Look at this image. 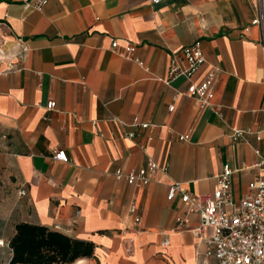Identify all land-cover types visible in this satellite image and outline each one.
Here are the masks:
<instances>
[{"label":"crops","instance_id":"1","mask_svg":"<svg viewBox=\"0 0 264 264\" xmlns=\"http://www.w3.org/2000/svg\"><path fill=\"white\" fill-rule=\"evenodd\" d=\"M253 16L254 0H48L41 11L0 0L12 32L0 26V264L20 222L95 244L92 257L68 264H203L207 245L189 230L197 214L179 191L168 200L167 184L210 194L227 163L238 201L254 178L251 165L264 158V52ZM112 40L134 43L140 63ZM195 40L205 61L192 81L220 69L202 109L184 78L160 81L170 53ZM134 118L150 125L133 127ZM236 128L248 132L232 141ZM58 149L66 162L53 158ZM149 158L167 169L147 184L116 179Z\"/></svg>","mask_w":264,"mask_h":264},{"label":"built area","instance_id":"2","mask_svg":"<svg viewBox=\"0 0 264 264\" xmlns=\"http://www.w3.org/2000/svg\"><path fill=\"white\" fill-rule=\"evenodd\" d=\"M158 1L151 0L153 3ZM47 2L48 0H23V6L41 11ZM250 24L260 28L259 45L264 52V0H254V16ZM0 26L12 34L5 19L0 20ZM18 41L21 42V39L19 38ZM3 43L4 41H0V47ZM118 47L117 40H112L113 51L125 59L140 63V59L135 54L134 43L126 42L120 49ZM204 61L202 43L200 40H195L170 53L165 77L160 78V81L169 84L179 77L184 78L188 82L185 95L194 98L198 108L202 109L210 104L213 85L220 71L218 67L212 66L203 80L195 84L192 76ZM54 107V100H48L45 104L47 110H53ZM173 108V104H170L168 111L171 112ZM214 112L218 116L221 115L219 108H214ZM130 125L147 128L150 124L134 118ZM247 132L248 130L236 128L232 131L230 138L232 141L241 140ZM126 136L134 137L135 132L129 131ZM188 136L185 134L183 138L187 140ZM141 147L144 150V147ZM255 151L258 153L257 149ZM53 158L66 162L65 150L54 151ZM167 166V163L159 164L149 158L147 165L141 167L136 173L117 169L114 175L116 179H125L128 184H147L150 181L148 175L150 172L157 169L165 171ZM251 167L256 170V174L248 182L246 193L238 201L234 199L231 192V176L235 170L227 163L222 164L210 194L194 195L182 190L180 184L175 181L167 184L166 198L171 200L179 191L180 200L186 206V213L197 214V222L189 230L198 242H205L207 245L205 252L207 259L203 261V264H264V158H260ZM20 194L24 195L25 190H21ZM134 210L135 206L131 205V213ZM177 221L181 228L185 227L184 218H177ZM138 222L139 218L136 217L135 224ZM207 228H211L208 236H206Z\"/></svg>","mask_w":264,"mask_h":264},{"label":"trees","instance_id":"3","mask_svg":"<svg viewBox=\"0 0 264 264\" xmlns=\"http://www.w3.org/2000/svg\"><path fill=\"white\" fill-rule=\"evenodd\" d=\"M8 264H68L78 258L92 257L95 244L71 238L40 224L20 222L8 242Z\"/></svg>","mask_w":264,"mask_h":264}]
</instances>
